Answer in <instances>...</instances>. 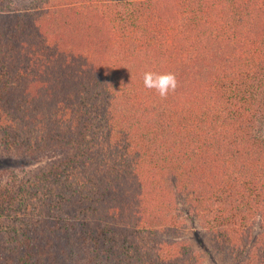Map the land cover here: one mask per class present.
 Listing matches in <instances>:
<instances>
[{"label":"trees","instance_id":"1","mask_svg":"<svg viewBox=\"0 0 264 264\" xmlns=\"http://www.w3.org/2000/svg\"><path fill=\"white\" fill-rule=\"evenodd\" d=\"M203 239L264 264V0H0V264H207Z\"/></svg>","mask_w":264,"mask_h":264},{"label":"clouds","instance_id":"2","mask_svg":"<svg viewBox=\"0 0 264 264\" xmlns=\"http://www.w3.org/2000/svg\"><path fill=\"white\" fill-rule=\"evenodd\" d=\"M143 85L145 88L155 90L163 99H166L170 93L175 92L178 81L175 73L145 71L143 73Z\"/></svg>","mask_w":264,"mask_h":264},{"label":"rangeland","instance_id":"3","mask_svg":"<svg viewBox=\"0 0 264 264\" xmlns=\"http://www.w3.org/2000/svg\"><path fill=\"white\" fill-rule=\"evenodd\" d=\"M195 230V229H194ZM192 230V231H194ZM204 243L201 245L202 249L201 250V254H203V256L206 259L207 264H226L221 257H219L214 251H212V247L210 246V244L208 242H206V240H204ZM208 243V244H207ZM206 245V246H204ZM210 247V251L208 250Z\"/></svg>","mask_w":264,"mask_h":264}]
</instances>
